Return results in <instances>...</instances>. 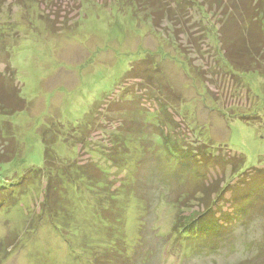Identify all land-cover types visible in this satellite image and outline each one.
I'll return each instance as SVG.
<instances>
[{"label": "rangeland", "instance_id": "rangeland-1", "mask_svg": "<svg viewBox=\"0 0 264 264\" xmlns=\"http://www.w3.org/2000/svg\"><path fill=\"white\" fill-rule=\"evenodd\" d=\"M234 3L0 0V73L27 103L21 112H0L16 152L0 169V188L43 167L44 132L57 141L58 160L111 173L107 185L96 168L92 184L63 185L58 227L46 218L42 179L19 190L15 205L0 212V264H264V174L246 173L245 186L223 198L219 208L230 222L222 234L182 239L175 225L203 211L204 186L181 179L158 134L185 136L188 150L229 158L228 167L220 160L208 171V184L221 182L220 190L239 183L232 167L264 172V72L233 70L220 40L238 21ZM141 66L153 70L154 87L129 77ZM132 85L133 105L121 98ZM124 123L134 130L130 150H112ZM256 189L262 199L249 205ZM239 206L246 211L237 218Z\"/></svg>", "mask_w": 264, "mask_h": 264}, {"label": "trees", "instance_id": "trees-1", "mask_svg": "<svg viewBox=\"0 0 264 264\" xmlns=\"http://www.w3.org/2000/svg\"><path fill=\"white\" fill-rule=\"evenodd\" d=\"M233 1L235 3L230 9V12H233L235 14L238 21L233 22V24L229 25V28H227L225 31L222 30L220 33V40L224 47L225 58L232 69L235 71L243 73L258 71L264 72V0ZM228 7L229 6H227L226 8ZM140 70L141 71H139V68L131 70L129 77L131 74H133L132 77L141 78L143 81L145 80L147 85H149L148 82L152 83L149 89L151 87H154V79L156 78V76L154 75L153 70L148 68L144 69L143 66L140 67ZM5 80L6 75L0 73V112H3L4 114H15L23 111L26 108L27 103L24 99L21 98V92H19V90L17 89V85L15 87L8 88L6 86L7 83H5ZM160 89L162 88L160 87ZM126 90L128 91L124 93L123 97H121L122 100L129 98L130 104H135L136 102L130 99L131 94H129V92L136 93V91H134L133 85L129 86ZM140 99H138L137 101H140ZM124 102H126V100ZM122 106V111L124 110L125 112L126 109L130 110V108H126L124 104H122ZM163 108H165V106ZM96 109L98 108H95L94 111H92L93 115H95ZM164 116L166 118V123L168 121H173V119L169 117L168 114H165ZM160 124H163L162 120L160 119L157 123H153L155 127H158V125ZM168 124L166 125L168 126ZM121 127V131H116L111 136V138L113 139L111 149L122 152L128 151V149L130 150L128 137L132 136L129 134L134 133V130L131 126L124 128L126 127V123H124V125ZM74 131L78 132V128H74ZM158 134L163 136L164 138L165 146L168 148L167 153L169 154L171 163L174 161L175 165H179L178 169L180 170L181 179L184 181H186L188 177L196 179L199 183L198 186H204L202 187V196L204 198L202 200L205 204V208L201 212H194L193 216L191 215L189 218H184L182 222L176 223L175 226L177 233L182 239H187L189 241H200L203 238H205L204 240L210 238L214 239L219 234H222V231L226 226L229 225L230 222L229 216H227L228 214L226 215L225 213H221L219 208V204L221 203V201H223V198L228 192H232L235 188L241 190L245 186L243 176L246 175V173H249L250 177L253 178L255 177V174H264V172L257 173L254 171V173H252L253 171L249 172V169H246L243 172L241 168L242 166L238 167L239 169L232 167L230 177L232 176V179H237L239 183H235L234 186L230 187H225V185H223L224 187L220 190L219 187L221 185V182L211 181L208 184L209 178L211 177L208 171L214 166H216L215 168H219V164H221L220 160H222L225 163L226 167H228L230 164L229 158H217L212 153L207 152V149L203 147L200 149H196L197 151L195 150L194 152L188 150L189 145L186 141L187 138H185V136L183 140L178 141L177 139L173 138L172 135L167 136L164 131H161ZM46 135L47 132H44L43 145L45 148L43 167L37 169L35 172L36 174L26 173L16 183H10L0 188V212L3 211L4 208L15 205L17 197L19 196V190L25 189L29 184H33L35 181H37V179H39L38 181L42 179L45 183L44 209L45 213L48 211L50 214H46L48 216L46 218H48L55 227H58L55 221H57L58 216L62 215L63 211L66 210L62 205L60 198L62 195V189L63 191L65 190V188H63V185L83 186L81 183L88 180L90 184H92L91 181H96V179L91 175L90 172L93 168H96L97 171H100L99 173L101 179L99 180V182L101 183L98 182L99 184H101L100 186H102V184L107 185V182L111 181L109 179V174L111 173L108 169H104V166L95 167L93 166V164L84 165L76 162H70L67 164V162L58 160V157L53 149V145L57 141H53L52 139V142H50L48 139L49 137H47ZM148 135L149 133L146 131L144 133V138H146ZM7 142V136L3 135L2 129H0V169L5 164L11 162L12 159L16 156V152H14L13 149L7 146ZM204 147L207 146L204 145ZM114 154L116 153L114 152ZM112 157L113 159H111L112 161H110V163L118 164V159L120 158V156L118 155L116 157ZM121 161H123V159ZM120 163H122L121 165H123V162ZM168 164H170V162ZM74 167H78V169L74 171ZM106 167L110 169V167ZM190 169L193 170L188 171ZM187 181L186 184H188ZM186 184L184 183V185ZM134 186L137 187L136 185ZM253 197H255L256 200L257 198L262 199L261 191L256 189L255 191H251L249 193V205L252 203ZM242 199H244V197H242ZM256 200L253 203H256ZM146 205L145 203H143L142 208H147ZM233 210V214L237 215V218H239L241 216L240 214L246 211V208L239 206L237 213L235 211L236 209ZM116 260L117 259L113 261L116 262Z\"/></svg>", "mask_w": 264, "mask_h": 264}]
</instances>
